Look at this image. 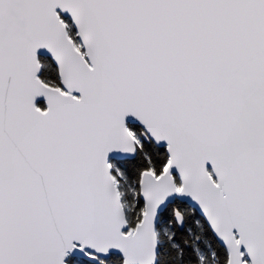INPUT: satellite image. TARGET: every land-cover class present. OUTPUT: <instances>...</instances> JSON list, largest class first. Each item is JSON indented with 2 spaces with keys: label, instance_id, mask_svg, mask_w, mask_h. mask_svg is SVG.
<instances>
[{
  "label": "snow or ice",
  "instance_id": "6c2138e0",
  "mask_svg": "<svg viewBox=\"0 0 264 264\" xmlns=\"http://www.w3.org/2000/svg\"><path fill=\"white\" fill-rule=\"evenodd\" d=\"M0 264H264V0H0Z\"/></svg>",
  "mask_w": 264,
  "mask_h": 264
}]
</instances>
